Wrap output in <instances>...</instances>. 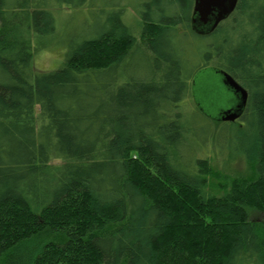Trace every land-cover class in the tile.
I'll list each match as a JSON object with an SVG mask.
<instances>
[{"label":"trees","instance_id":"trees-1","mask_svg":"<svg viewBox=\"0 0 264 264\" xmlns=\"http://www.w3.org/2000/svg\"><path fill=\"white\" fill-rule=\"evenodd\" d=\"M98 2L0 0V262L264 260V219L250 215L264 211V0H238L201 31L195 0L108 3L91 32L80 23L57 69L37 70L62 5ZM210 69L248 90L230 122L244 129L248 174L214 186L201 152L222 145V121L185 103Z\"/></svg>","mask_w":264,"mask_h":264},{"label":"rangeland","instance_id":"rangeland-1","mask_svg":"<svg viewBox=\"0 0 264 264\" xmlns=\"http://www.w3.org/2000/svg\"><path fill=\"white\" fill-rule=\"evenodd\" d=\"M119 1L120 0H99L97 6L90 4L82 7H72V5L68 3L63 4L60 13L61 19L58 23L59 35L56 41L58 43L52 44L54 46L50 48H43L38 55L34 56L33 61L36 69L41 72L57 69L64 62L68 50L67 44L69 40L73 38V35H75L74 33L77 32V29L82 27L83 24L88 30L86 32H91L90 30H93L90 29L91 26L95 25L94 27H97L96 25L106 18L107 14L105 12H108L109 10L107 4L112 3L114 5ZM136 1L137 0H133V5H135ZM100 9H103L102 14L99 12ZM127 16L128 19L136 22V10L133 6H130L128 9ZM79 17L81 21L77 23L76 18ZM140 54V51L137 52L135 54L136 58H139ZM194 89L195 97H188L185 100V103L190 108H194L195 103H200L203 112H206L210 117L218 118L224 109L233 108L239 102V99H237L235 94H233L223 83V77L215 73L213 69L198 74ZM223 122L226 123L215 121L213 126V135L219 137L218 140L220 139L222 145H218L217 141L211 142L209 140L207 143V149H204L201 152V154L206 155L208 159H210L211 168L216 172L214 177H210L209 179L211 186L225 183L226 178L234 179L239 176H245L248 174L249 170L246 163L247 157H245V154L242 152V145H244L246 138L244 136V129L240 130V133L234 134V129L233 126L231 127V123L229 121ZM236 124H238V122ZM217 174L221 176L219 177ZM215 188L217 187L215 186ZM215 188L214 193L218 192ZM250 215L254 219H264V211L259 212L251 210ZM27 250L29 249H26L25 251ZM21 253L23 254L24 252H20V254ZM253 261V264H264V260L260 261L257 258ZM0 264L2 263L0 262Z\"/></svg>","mask_w":264,"mask_h":264},{"label":"water","instance_id":"water-1","mask_svg":"<svg viewBox=\"0 0 264 264\" xmlns=\"http://www.w3.org/2000/svg\"><path fill=\"white\" fill-rule=\"evenodd\" d=\"M238 0H195L193 12V27L197 31L208 29L218 24L219 20L228 16L234 9ZM215 73L223 77V83L239 99L233 107L224 109L218 119L223 121L235 122L243 114V110L248 101V90L243 87L234 76L227 71L215 70Z\"/></svg>","mask_w":264,"mask_h":264},{"label":"flooded vegetation","instance_id":"flooded-vegetation-1","mask_svg":"<svg viewBox=\"0 0 264 264\" xmlns=\"http://www.w3.org/2000/svg\"><path fill=\"white\" fill-rule=\"evenodd\" d=\"M241 117V116H240ZM239 119V118H238Z\"/></svg>","mask_w":264,"mask_h":264}]
</instances>
